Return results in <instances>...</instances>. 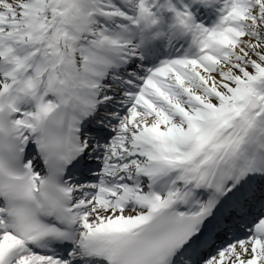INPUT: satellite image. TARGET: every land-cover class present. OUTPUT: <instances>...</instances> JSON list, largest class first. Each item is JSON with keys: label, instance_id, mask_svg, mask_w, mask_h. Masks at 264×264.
<instances>
[{"label": "snow or ice", "instance_id": "6c2138e0", "mask_svg": "<svg viewBox=\"0 0 264 264\" xmlns=\"http://www.w3.org/2000/svg\"><path fill=\"white\" fill-rule=\"evenodd\" d=\"M0 264H264V0H0Z\"/></svg>", "mask_w": 264, "mask_h": 264}]
</instances>
